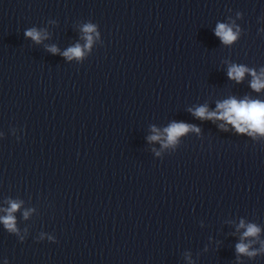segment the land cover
<instances>
[{"label": "water", "instance_id": "obj_1", "mask_svg": "<svg viewBox=\"0 0 264 264\" xmlns=\"http://www.w3.org/2000/svg\"><path fill=\"white\" fill-rule=\"evenodd\" d=\"M254 78L264 0H0V264H264V133L194 115Z\"/></svg>", "mask_w": 264, "mask_h": 264}, {"label": "clouds", "instance_id": "obj_2", "mask_svg": "<svg viewBox=\"0 0 264 264\" xmlns=\"http://www.w3.org/2000/svg\"><path fill=\"white\" fill-rule=\"evenodd\" d=\"M85 32L92 31L91 25H86L84 28ZM215 34L220 37L221 41L224 43H231L236 37L235 34L231 31L230 28H227L224 24H218L217 28L215 30ZM26 36H30L33 40L39 42L41 39L40 33H38L35 29H30L25 33ZM89 43L91 42V37H88ZM51 51L55 52L56 49L53 47ZM69 53L75 56H80L81 51L79 46L75 48L68 49L67 52L64 53L65 56H68ZM245 71H250L248 69H245L242 66H231L228 70V76L230 78H234L237 81H239ZM254 89L259 90L261 86H264V81H260L259 79L254 78L251 85ZM218 109H224L222 112H208L205 107L197 108L194 112V115L201 117V118H223L226 119L229 123L233 124L237 131L243 132L245 131V128L241 125H247L249 129H252L257 132L264 133V102H258V101H251V102H245L241 101L237 103L235 99L227 100L223 103H219L217 105ZM189 125H186L184 123H173L169 129H167L168 133V140L173 141L175 137L178 135H181L189 130ZM193 130H197L193 128ZM157 137H152V139H156ZM17 205L13 203L11 205V209H9V212L12 210H15ZM4 221L5 225L9 227L10 229L13 228L12 223V217L11 215L7 217L0 218ZM258 232V229L255 226H249L247 228V231L244 233L245 236L248 235H255ZM236 250L239 253H246L248 252V246L240 243L236 245ZM249 255H252V253H248Z\"/></svg>", "mask_w": 264, "mask_h": 264}]
</instances>
